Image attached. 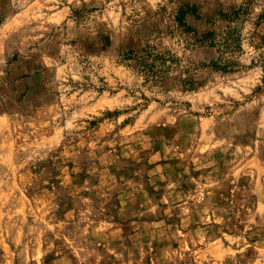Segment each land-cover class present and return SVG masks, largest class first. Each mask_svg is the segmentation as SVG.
I'll use <instances>...</instances> for the list:
<instances>
[{
	"label": "rangeland",
	"instance_id": "374dc122",
	"mask_svg": "<svg viewBox=\"0 0 264 264\" xmlns=\"http://www.w3.org/2000/svg\"><path fill=\"white\" fill-rule=\"evenodd\" d=\"M0 264H264V0H0Z\"/></svg>",
	"mask_w": 264,
	"mask_h": 264
},
{
	"label": "trees",
	"instance_id": "16d2710c",
	"mask_svg": "<svg viewBox=\"0 0 264 264\" xmlns=\"http://www.w3.org/2000/svg\"><path fill=\"white\" fill-rule=\"evenodd\" d=\"M226 17L227 16H225L224 18L225 20H227ZM228 17L230 18V16ZM216 37V32H209L203 34L200 41L202 43H207L206 41H210L207 45L215 46ZM232 39L233 37L231 36V33H224V35L222 36L221 46L219 47H223L226 49L232 42ZM125 55L126 56L124 60H133V68L137 70V72L144 74L147 80H150L152 82L154 81L161 86H165L166 80L168 78L167 69L169 68L167 63L173 61L172 55L170 53L159 49L157 46L147 45L141 50L140 53H135L134 50H130Z\"/></svg>",
	"mask_w": 264,
	"mask_h": 264
}]
</instances>
